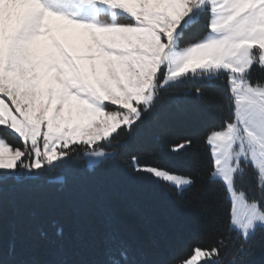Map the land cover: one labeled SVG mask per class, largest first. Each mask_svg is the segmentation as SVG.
Returning <instances> with one entry per match:
<instances>
[{
	"label": "snow or ice",
	"instance_id": "1",
	"mask_svg": "<svg viewBox=\"0 0 264 264\" xmlns=\"http://www.w3.org/2000/svg\"><path fill=\"white\" fill-rule=\"evenodd\" d=\"M204 81L219 82L228 112L198 138L217 188L204 219L215 218L217 236L167 264H225L229 245V264H248L264 230V0H0V235L9 187L80 163L93 170L126 160L130 174L195 196V175L128 150L160 117L166 93ZM183 92L203 97L200 86ZM195 142L185 136L168 151L179 156ZM103 220L100 264H143L116 217ZM0 261L27 264L2 242Z\"/></svg>",
	"mask_w": 264,
	"mask_h": 264
},
{
	"label": "trees",
	"instance_id": "2",
	"mask_svg": "<svg viewBox=\"0 0 264 264\" xmlns=\"http://www.w3.org/2000/svg\"><path fill=\"white\" fill-rule=\"evenodd\" d=\"M253 75H260L254 69ZM202 87L203 97L194 101L183 89ZM166 106L158 119L146 122L128 150L142 161L160 163L190 172L197 185L184 198L174 189L151 183L140 174H130L127 161L89 170L83 163L68 170H55L36 184L9 187L4 193L5 229L0 235L3 253L14 252L27 264H100L105 259L104 214L119 222L120 236L143 264H167L189 252L193 245L214 243L218 224L204 219L205 209L217 188L208 182V160L198 142L201 129L228 115L219 82H188L165 94ZM191 136L192 149L175 156L168 147ZM66 181L60 183L59 178ZM16 223L13 229L8 226ZM62 229V235L58 230ZM15 232V239L13 238ZM255 244L244 257L248 264H264V230H257ZM229 245L223 251L225 264L234 258ZM2 264V261H0Z\"/></svg>",
	"mask_w": 264,
	"mask_h": 264
}]
</instances>
